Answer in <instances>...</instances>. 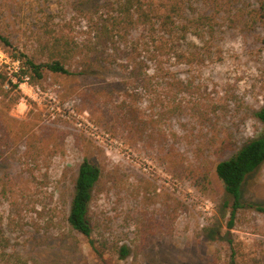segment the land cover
I'll list each match as a JSON object with an SVG mask.
<instances>
[{"label": "rangeland", "instance_id": "rangeland-1", "mask_svg": "<svg viewBox=\"0 0 264 264\" xmlns=\"http://www.w3.org/2000/svg\"><path fill=\"white\" fill-rule=\"evenodd\" d=\"M178 1L181 25L191 30L170 37L171 48L196 61L171 55L155 65L143 52L146 82L130 76L131 60L117 58L88 68L77 61L78 76L20 85L23 99L6 117L14 135L0 158L7 253L27 264H232V255L235 264H264V214L241 210L230 230L232 202L215 174L263 129L255 115L264 96V30L230 21L238 10L253 12L258 0H220L218 12L207 0ZM113 2L0 0V32L14 49L37 56L57 33L89 43ZM127 39L131 47L151 43L142 28ZM17 67L0 43V69ZM84 160L101 170L92 238L126 246V259L98 257L69 227ZM243 197L264 206V165L247 178Z\"/></svg>", "mask_w": 264, "mask_h": 264}, {"label": "trees", "instance_id": "trees-1", "mask_svg": "<svg viewBox=\"0 0 264 264\" xmlns=\"http://www.w3.org/2000/svg\"><path fill=\"white\" fill-rule=\"evenodd\" d=\"M207 1L216 12L224 9L220 0ZM110 6L112 12L98 21L94 37L89 43L80 44L62 33H57L40 44V56L14 49L12 41L0 32V43L7 48L12 61L18 64L17 72L12 74L0 69V158L3 157V147L9 145V139L14 135L13 131L8 129L6 120L12 109L23 99L20 90L23 83L35 86L45 82L50 74L78 76L82 73L77 71L80 69L79 65L74 68L77 61L88 68L95 63L117 58L131 60L134 66L130 76L142 83L146 82L149 76L140 59L143 52L146 59L155 65L162 64L163 58L170 59L171 55L179 62L192 63L197 60L196 55L173 51L171 48L170 37H174L173 35L181 29L184 39L191 30L189 26L181 25L183 7L178 0H114ZM232 11L233 9L230 10L231 15ZM246 13L244 10H238L236 15L233 14L234 18L230 19L232 26H238L236 22H239L243 29L260 27L264 30V0H258L257 9L248 15ZM210 20L212 21V18ZM137 28H142L150 34L151 43L146 49L139 43L133 44L134 47L128 44V35ZM255 116L263 127L260 135L247 141L231 158L219 162L215 169L217 178L222 182L225 193L232 202L228 225L230 230L233 229L234 220L241 210L253 209L264 214V206L247 203L243 197V186L247 178L264 165V96L262 106ZM31 149V146L27 148L28 151ZM100 179V168L89 160H84L78 169L67 222L71 230L89 240L98 257L102 258L103 254L112 252L126 259L130 256V250L126 246L117 247L103 239L92 238L94 226L90 214L91 204ZM229 242L231 244L232 240ZM0 244V264H27L21 256L6 252L8 242L4 238H0ZM234 257L232 255V264H235Z\"/></svg>", "mask_w": 264, "mask_h": 264}]
</instances>
